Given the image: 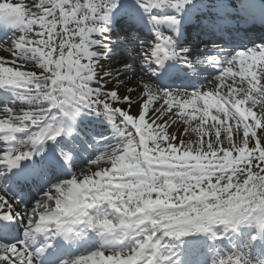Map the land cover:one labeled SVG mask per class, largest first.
Instances as JSON below:
<instances>
[{
  "label": "snow or ice",
  "instance_id": "snow-or-ice-1",
  "mask_svg": "<svg viewBox=\"0 0 264 264\" xmlns=\"http://www.w3.org/2000/svg\"><path fill=\"white\" fill-rule=\"evenodd\" d=\"M227 7L0 0L16 27L0 40V90L20 101L0 97V264H252L264 242V43L230 55L180 45L185 25L215 28ZM118 17L154 34L118 36L135 49L119 59ZM205 64L219 68L213 86L185 87ZM88 117L110 123L115 143L83 133ZM85 148L96 155L80 166ZM22 189L39 199L29 206Z\"/></svg>",
  "mask_w": 264,
  "mask_h": 264
},
{
  "label": "bare ground",
  "instance_id": "bare-ground-1",
  "mask_svg": "<svg viewBox=\"0 0 264 264\" xmlns=\"http://www.w3.org/2000/svg\"><path fill=\"white\" fill-rule=\"evenodd\" d=\"M241 1V5L240 4H238V9H241L242 11H245L246 10V8L247 7H251V10H256V9H259V8H261V7H263V4H261V2H258V1H255V0H240ZM244 7V8H243ZM210 9H208V11H209ZM216 10L215 9H212L211 8V14L213 13V12H215ZM208 12V13H209ZM232 19V17H230V19H228L229 21ZM1 23H4L3 21H0V26H2V24ZM7 24L8 23H6V26H7ZM191 26H193V25H190V24H187V25H185V27L186 28H190ZM1 29H3L2 27H0ZM128 29H126V30H119V29H116L115 31H116V33L114 34V36H116L115 38H113L114 40H116V42H117V45L119 44V46H121V47H119L121 50L120 51H116V54H117V58L119 59V58H125V57H127L129 54H132V55H134L135 54V49L132 47V45L134 44V43H130V41H129V39L128 40H124V41H120V40H118L117 39V37L119 36V37H125L127 34H129L130 33V31H127ZM147 35V34H146ZM146 35L145 36H141L140 35V37H146ZM154 35V34H153ZM150 36H152V35H150ZM185 36V35H184ZM183 37V36H182ZM181 37V38H182ZM184 40L186 41V43H189L190 44V49H192V47L194 46V47H197L198 45H199V43L197 42V41H192V40H190V41H188L187 42V39H185L184 38ZM181 41V40H180ZM193 43V44H192ZM194 47H193V49H194ZM1 51H4V49L3 48H0V54H2L1 53ZM216 74H213V75H208V79L203 83V85H204V87L207 89V88H209V87H212L213 85H212V80H211V78L213 77V76H215ZM175 128H177V129H180V131L179 132H177V134L179 135V134H181V132H182V125L180 124V123H178L177 125H175L174 126ZM170 131H172L171 129H170ZM96 155V151H95V149H93V150H91L90 151V156H92V158H94V156ZM37 159H39V157H37ZM80 166H82V164H80ZM23 229V228H22ZM22 233H23V230H22ZM99 238V237H98ZM100 240V239H99ZM99 241L97 240V241H94V243H98ZM90 244V243H89ZM88 245V244H87ZM86 245V246H87ZM85 246V245H84ZM83 246V247H84Z\"/></svg>",
  "mask_w": 264,
  "mask_h": 264
},
{
  "label": "rangeland",
  "instance_id": "rangeland-1",
  "mask_svg": "<svg viewBox=\"0 0 264 264\" xmlns=\"http://www.w3.org/2000/svg\"><path fill=\"white\" fill-rule=\"evenodd\" d=\"M201 1H203L202 3H201ZM206 1H209V2H215V0H200V4L201 5H204V3L206 2ZM237 0H222V2H223V4H226V5H231V3L232 2H236ZM25 2L26 3H29V4H31V0H25ZM124 20V19H123ZM8 27V26H7ZM16 31V27L14 26V25H10L7 29H4V31L2 30V31H0V40H6V39H8L9 37H11L13 34H14V32ZM203 46H205V44L204 43H201ZM119 47H121V46H119V44H118V47L116 48V51H120L121 49L119 48ZM1 53L2 54H0V55H5V53H4V51H1ZM1 92H5L4 90H0ZM9 94L11 95V99L13 100V101H15L16 102V104L17 105H19L20 104V101L18 100V99H13V97L15 96L13 93H10L9 92ZM90 118H92V119H94L95 121H96V119L94 118V117H90ZM97 122V121H96ZM98 124H93V125H91L90 123H87V121L85 120L84 122H82L81 121V129H82V132L83 133H88L89 131H91V130H93L91 127L92 126H96V127H99V124H101V123H99V122H97ZM101 125H104V126H107V127H105V128H112V126H111V124L110 123H108L107 121H105L104 123H102ZM100 128V127H99ZM87 164H86V162L84 163V166H86ZM70 175V174H69ZM36 199H39V198H36ZM31 203H34V201L33 202H31ZM31 205V204H30ZM29 205V206H30ZM193 239H195V237H193ZM245 241H246V237H244L243 238ZM89 240H93V238H90ZM251 251V250H250Z\"/></svg>",
  "mask_w": 264,
  "mask_h": 264
},
{
  "label": "clouds",
  "instance_id": "clouds-1",
  "mask_svg": "<svg viewBox=\"0 0 264 264\" xmlns=\"http://www.w3.org/2000/svg\"><path fill=\"white\" fill-rule=\"evenodd\" d=\"M252 264H259V261L256 259H253Z\"/></svg>",
  "mask_w": 264,
  "mask_h": 264
}]
</instances>
